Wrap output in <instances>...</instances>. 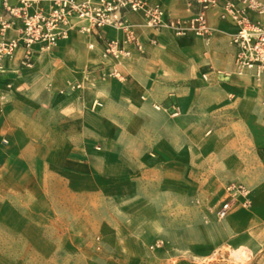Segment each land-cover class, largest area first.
Here are the masks:
<instances>
[{
	"label": "crops",
	"instance_id": "obj_1",
	"mask_svg": "<svg viewBox=\"0 0 264 264\" xmlns=\"http://www.w3.org/2000/svg\"><path fill=\"white\" fill-rule=\"evenodd\" d=\"M155 1L172 16L190 15L187 0ZM127 16L147 48L126 62L127 81L100 78L99 66L108 63L102 38L124 35L111 27L100 30L101 38L73 30L55 50L35 53L31 66L18 59L6 64L0 89L7 111L0 124L10 136L3 142L8 140L14 156H30L17 184L31 194L42 188L45 195L51 187V205L75 221L77 233L95 234L98 225L102 234L119 236L125 264L143 262L142 253L132 252L144 251L155 237L165 238L174 252L169 264H232L229 249L239 246L252 248L253 260L264 264L263 90L253 71L234 73L236 47L230 40L236 26L212 10L210 44L165 29L151 45L144 16ZM48 69L54 81L45 84ZM96 101L101 106L94 108ZM175 106L179 114L173 116ZM96 144L102 146L101 184L95 180ZM50 155L54 166H42ZM192 171L201 174L193 182ZM210 179L225 182L222 195L226 185L244 183L252 190V207L236 209L219 223L216 211H206L209 195L218 194L214 189L196 200L206 209L197 213L192 188ZM95 196L102 198L101 218L83 213ZM114 203L119 214L110 212ZM209 217L211 225L203 221Z\"/></svg>",
	"mask_w": 264,
	"mask_h": 264
},
{
	"label": "built area",
	"instance_id": "obj_2",
	"mask_svg": "<svg viewBox=\"0 0 264 264\" xmlns=\"http://www.w3.org/2000/svg\"><path fill=\"white\" fill-rule=\"evenodd\" d=\"M186 8L190 15L177 17L155 0H0V75L8 62L17 59L22 66H31L35 53L55 50L70 38L73 30L84 35H99L100 30L111 27L124 35L102 38V56L108 63L99 66L100 78L127 81L128 75L123 70L126 62L134 51L142 55L147 51L136 24L127 16L129 12L144 16L151 45L158 44V36L165 29L178 37L195 35L210 44L215 28L209 12L216 10L219 19L236 26L230 40L236 47L234 73L241 76L254 72L263 90L264 108V0H187ZM13 29L16 33L11 35ZM95 46V43L90 44L91 49ZM70 85L81 87V84ZM5 106L6 96L0 89V118ZM98 106L101 103L96 101L93 107ZM154 106L163 109L159 104ZM178 114L179 107L175 106L172 115ZM251 204V189L233 182L225 186L216 215L223 220L237 208H249Z\"/></svg>",
	"mask_w": 264,
	"mask_h": 264
},
{
	"label": "rangeland",
	"instance_id": "obj_3",
	"mask_svg": "<svg viewBox=\"0 0 264 264\" xmlns=\"http://www.w3.org/2000/svg\"><path fill=\"white\" fill-rule=\"evenodd\" d=\"M45 75V84L54 81L53 72L50 69ZM9 77H6L4 81L11 79ZM46 92L50 94L48 89ZM6 111L7 104L2 117L6 115ZM96 125H98L97 121ZM9 136V132L0 124V264H125L124 261L119 260L120 254L121 256L124 254L117 250L119 236L110 233L102 234L98 225H96L95 234L77 233V229L73 227L75 221L70 218L63 219L51 205L48 194L51 187L47 186L45 195L42 193V188H39V193L31 194L29 189L24 190L21 182L17 184V179L23 181L22 166H29L26 158L30 156H14L8 147L9 143L3 142V139H8ZM95 152V180L96 183L101 184L103 178L100 168L103 165L100 154L97 153L102 152V146L96 144ZM51 156L53 157V155L44 156L47 164L42 166H54ZM16 159L18 161L23 159L24 163H16ZM200 175L192 171V182L199 179ZM223 183L225 182L210 179L199 189L192 188L191 204L197 213L203 214L201 212L206 209L200 208L196 200L205 192L210 191L209 194H212V191L216 189L218 194L209 195L210 198L207 200L209 209L206 210L210 212L209 215L214 214L218 196H222ZM252 205L253 203L249 208ZM89 207L88 211L84 210V214H99L101 218L105 213L101 197L95 196ZM110 212L113 215L119 214V204L111 205ZM203 221L207 225L212 223L210 217L203 218ZM217 222H224V220H217ZM162 238L155 237L144 251L132 252L133 255L139 253L144 255L145 260L142 262L139 259L138 264H169L167 257L174 252H168V242L164 240L165 238L161 241ZM258 261L256 257L255 260L245 264H257ZM172 263L171 261L170 264Z\"/></svg>",
	"mask_w": 264,
	"mask_h": 264
},
{
	"label": "bare ground",
	"instance_id": "obj_4",
	"mask_svg": "<svg viewBox=\"0 0 264 264\" xmlns=\"http://www.w3.org/2000/svg\"><path fill=\"white\" fill-rule=\"evenodd\" d=\"M229 251L231 253L230 259L232 264H245L249 261H252L255 256L252 248L248 246H239L237 248L231 247Z\"/></svg>",
	"mask_w": 264,
	"mask_h": 264
}]
</instances>
